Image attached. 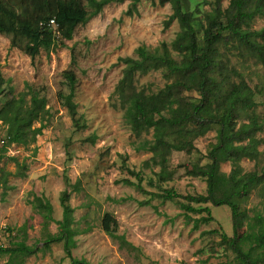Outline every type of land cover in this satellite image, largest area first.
Listing matches in <instances>:
<instances>
[{
	"label": "rangeland",
	"instance_id": "1",
	"mask_svg": "<svg viewBox=\"0 0 264 264\" xmlns=\"http://www.w3.org/2000/svg\"><path fill=\"white\" fill-rule=\"evenodd\" d=\"M213 1L191 0L188 7L205 12L213 9ZM220 4L226 8L229 0H221ZM136 6L138 12L128 15L125 11L130 0L106 4L75 28L72 39L65 40L66 46L49 52L42 49L34 59L18 47L10 48V35L0 34V70L13 88L0 95V108L21 95L24 108L29 106L31 90L46 98L45 111L33 122V127L42 125L41 133L26 144L4 147L7 125L0 120V198H4L0 201V244L13 246L24 241L41 247L46 233L43 218L28 200L34 193L45 196L52 204L53 218L58 220L62 212L59 194L66 184L77 182L80 190L69 197L74 208L73 227L79 231L74 237V257L85 258L90 264H230L235 254L219 244L221 233H234L227 206L205 204L213 220L192 229V222L179 208L182 199L161 201L151 195L163 189H173L182 196L206 192L204 179L192 176L188 170L207 161L208 149L217 143L216 125L202 130L193 140L195 149L190 153L172 151L166 163L168 175L161 179L160 166L151 162L145 165L152 154L136 149L152 138V130L136 135L113 94L125 67L117 64L118 57H135L134 49L139 45L154 48L162 41L169 44L179 30L176 21L163 27L171 13L169 3L139 0ZM250 27H264V16L255 17ZM221 50L227 65L234 67L253 89L258 102L254 112L264 121V67L237 49L223 46ZM172 54L179 58L175 52ZM65 72L73 73L76 79L73 101L77 115L86 124L81 130L73 128L60 98L68 92ZM168 81L161 70L135 78L137 87L146 92H155ZM91 134H95L94 143L84 141ZM257 137L263 140L257 161L242 159L239 164L245 172L256 170L260 174L264 173V128ZM230 167L229 162L220 164L224 173ZM5 179L8 189L3 188ZM125 179L141 187L129 185ZM147 199V205L138 203ZM236 202V231L242 234L249 231L256 214L264 220V182ZM105 213L116 219L117 234L133 247H120L117 239L104 232L101 220ZM199 215L190 214L193 218ZM47 228L50 233L57 232L55 222ZM243 247L247 249L248 242ZM63 255L62 245L57 243L25 257L23 264H69ZM7 258L0 255V264Z\"/></svg>",
	"mask_w": 264,
	"mask_h": 264
},
{
	"label": "trees",
	"instance_id": "2",
	"mask_svg": "<svg viewBox=\"0 0 264 264\" xmlns=\"http://www.w3.org/2000/svg\"><path fill=\"white\" fill-rule=\"evenodd\" d=\"M85 1L84 3H82ZM123 0H0V34L10 35V48L18 47L31 59L40 51L47 52L66 46L65 40L73 37L75 28L97 15L111 2ZM191 0H158L159 4L169 3L171 13L163 21L167 28L176 21L179 30L168 44L162 41L154 48L139 45L134 49L135 57H118L117 64L125 67L118 79L113 94L131 130L140 135L152 130V138L142 141L137 150L152 154L145 165L161 167L159 177L165 179L168 155L172 151L190 153L195 149L193 140L209 125H216L217 143L210 146L206 153L207 161L193 170L192 176L201 177L206 183V192L180 195L173 189L152 192L161 201H179V208L192 229L213 220L208 206L225 205L230 210L234 233L228 236L221 233L220 245L235 254L230 264H264V220L256 214L249 231L238 234L236 218L239 207L236 199L245 197L252 188L264 182V173L256 170L243 171L239 162L242 159L257 161L259 145L263 140L257 133L264 128V121L254 112L258 105L253 89L234 68L223 59L221 47L237 49L239 53L253 58L264 67V27L251 29L255 17L264 16V0H229L226 8L220 1L212 2L213 9L205 12L190 10ZM139 0H130L125 11L137 13ZM172 52L179 58L176 59ZM161 70L168 81L155 92L138 88L136 76L150 71ZM68 92L60 94L63 105L71 118L75 130L86 127L85 121L77 115V105L73 101L76 79L73 73H64ZM10 79H4L0 70V95L12 91ZM30 105L25 107L24 96L12 98L0 108V120L7 125L5 144H26L41 133L42 125L33 127V122L45 111L46 98L30 91ZM264 105V99L262 101ZM239 118H243L239 121ZM94 143L95 134L84 138ZM17 162L16 157L11 158ZM229 162L228 173L220 170V164ZM129 185L134 184L128 179ZM152 185V184H151ZM3 188L10 186L3 183ZM80 190L77 182L66 184L59 194L61 218L52 216V204L43 195L33 194L28 200L31 207L43 218L42 228L46 230L42 246L28 245L24 241L13 246L0 244V255H7L4 264H23L24 258L43 248L61 243L63 257L69 264H90L85 258L72 255L75 235L79 231L73 227L74 208L69 203L71 192ZM3 195L0 201H3ZM114 200V198H111ZM140 205L149 204V199L138 201ZM205 212V214H202ZM190 214H200L191 217ZM50 222L57 224V232H48ZM106 234L119 241L120 247H133L122 235L117 234V221L109 213L101 220ZM248 242V248L243 246ZM60 264V263H57Z\"/></svg>",
	"mask_w": 264,
	"mask_h": 264
}]
</instances>
